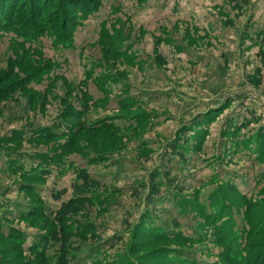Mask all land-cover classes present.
<instances>
[{
  "label": "rangeland",
  "instance_id": "rangeland-1",
  "mask_svg": "<svg viewBox=\"0 0 264 264\" xmlns=\"http://www.w3.org/2000/svg\"><path fill=\"white\" fill-rule=\"evenodd\" d=\"M94 1L0 30V264H264V0Z\"/></svg>",
  "mask_w": 264,
  "mask_h": 264
},
{
  "label": "trees",
  "instance_id": "trees-1",
  "mask_svg": "<svg viewBox=\"0 0 264 264\" xmlns=\"http://www.w3.org/2000/svg\"><path fill=\"white\" fill-rule=\"evenodd\" d=\"M18 1L19 0H0V30L12 29L18 35L22 34L25 37H28L31 40H33V38L36 37V35H34L35 32H33V31H35V29L37 27H35L34 24H31L30 23L31 21H28L29 19L23 21V23L15 22V18H17L15 10H16V6H17ZM38 1H39L38 5L41 8L40 9L41 13H43L46 9L49 8V5H48L49 0H38ZM5 2L8 3L10 11H8L7 7H5ZM71 2L72 3H68V4H70V6H74L73 5L74 1H71ZM75 2H76V0H75ZM239 2H240L239 0H231V3H233L234 6L237 7L238 10H242V7L239 6V4H240ZM85 3H86V5L81 4L78 9L76 7H73V8H76L75 9L76 12H78V10H80V9L84 12H90L93 10H97V6H95L93 8L90 7L92 4H95L94 0H85ZM59 40H60L59 42L69 45L68 39L66 40L65 38H63V39H59ZM162 62L164 63L165 61L163 60ZM253 113H255V112H253ZM251 119H252V117H251ZM250 120H248V121H250ZM254 120H255V118H254ZM251 121H253V119ZM246 122H247V120H242L241 123L240 122L238 123V120L233 119V120L229 121L228 124H230V129L232 131L236 132V131H239L241 128H243V126L247 124ZM258 137L263 138V140H264V132L262 130H261V132L258 133ZM174 152H177V150H175ZM180 154L182 155V157L185 156L183 154V152H181ZM78 179H79L80 183H78L74 186L75 187L74 191H75L76 196L71 198L68 201L64 200L61 203V207L56 214L57 215L56 218L60 223H63L67 219L80 214L81 211L85 208V206L89 202V198L86 197L87 194L94 193L96 190H98L100 188V183L98 181H95L94 179H92L86 169H82L79 172ZM65 192L66 191L54 193V198L60 201L63 198ZM88 230H90V229H87V231ZM83 231H84V229H83ZM52 237H53L52 239L55 242H58L61 244L64 252H68L67 248L69 246H71V237H72V234L70 232H67V231H65V229L62 228V232L61 231L55 232L52 235ZM93 238H96V235H94ZM33 247L39 248L38 246H33Z\"/></svg>",
  "mask_w": 264,
  "mask_h": 264
}]
</instances>
